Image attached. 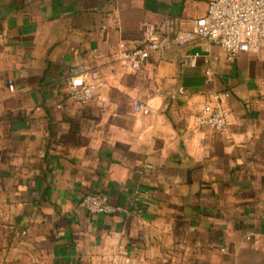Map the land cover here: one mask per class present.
Instances as JSON below:
<instances>
[{
	"label": "crops",
	"instance_id": "0c3cea01",
	"mask_svg": "<svg viewBox=\"0 0 264 264\" xmlns=\"http://www.w3.org/2000/svg\"><path fill=\"white\" fill-rule=\"evenodd\" d=\"M209 2L0 0V197L46 234L52 264H264V43L231 61L204 37L137 70L119 57L190 30ZM85 70L102 102L70 98ZM225 91L227 128L190 137ZM93 193L126 211L89 214Z\"/></svg>",
	"mask_w": 264,
	"mask_h": 264
},
{
	"label": "built area",
	"instance_id": "2783aa9c",
	"mask_svg": "<svg viewBox=\"0 0 264 264\" xmlns=\"http://www.w3.org/2000/svg\"><path fill=\"white\" fill-rule=\"evenodd\" d=\"M199 37L221 45L230 61L241 52L259 51L264 43V0H210L206 16L196 19L190 30L180 31L173 36L164 33L153 35L144 44L122 51L119 57L132 70H137L152 53L185 46ZM182 61L192 66L196 64V58L190 55L183 56ZM104 84L97 71L85 70L69 78L68 94L83 105L93 101L102 102L100 89ZM9 88L14 89L12 82H9ZM185 92V88L180 86L171 94V98L176 99ZM229 95L228 91L213 93L197 106L195 127L190 130V137H196L203 127L216 130L227 128L229 109L226 101ZM133 108L138 113L150 112L149 106L138 99L133 101ZM82 205L91 215L126 211L122 205L112 203L107 195L101 193L85 195ZM123 253L126 254V250Z\"/></svg>",
	"mask_w": 264,
	"mask_h": 264
},
{
	"label": "rangeland",
	"instance_id": "374dc122",
	"mask_svg": "<svg viewBox=\"0 0 264 264\" xmlns=\"http://www.w3.org/2000/svg\"><path fill=\"white\" fill-rule=\"evenodd\" d=\"M32 228L19 224L0 197V264H52L46 234Z\"/></svg>",
	"mask_w": 264,
	"mask_h": 264
}]
</instances>
